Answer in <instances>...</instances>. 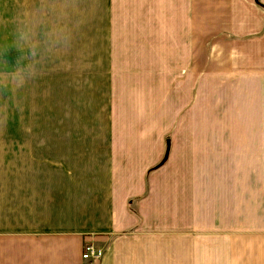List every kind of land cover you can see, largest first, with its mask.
Returning a JSON list of instances; mask_svg holds the SVG:
<instances>
[{"label": "crops", "instance_id": "0c3cea01", "mask_svg": "<svg viewBox=\"0 0 264 264\" xmlns=\"http://www.w3.org/2000/svg\"><path fill=\"white\" fill-rule=\"evenodd\" d=\"M45 76L51 133L0 114V264H264L256 0H0V79Z\"/></svg>", "mask_w": 264, "mask_h": 264}, {"label": "rangeland", "instance_id": "374dc122", "mask_svg": "<svg viewBox=\"0 0 264 264\" xmlns=\"http://www.w3.org/2000/svg\"><path fill=\"white\" fill-rule=\"evenodd\" d=\"M256 4L264 10V3L256 0ZM209 53L211 47L208 48ZM42 73V72H41ZM38 73L37 75H42ZM41 79H0V114L3 118L12 115L14 127L21 120H40L45 122L46 134L52 132L53 120L56 114L55 99L60 81L52 78ZM5 103L9 104L8 112L4 113ZM83 86H77V135L88 137L89 140L98 141L97 136H102L99 120H92L87 113ZM23 126L18 127L21 135ZM21 128V129H20Z\"/></svg>", "mask_w": 264, "mask_h": 264}, {"label": "built area", "instance_id": "2783aa9c", "mask_svg": "<svg viewBox=\"0 0 264 264\" xmlns=\"http://www.w3.org/2000/svg\"><path fill=\"white\" fill-rule=\"evenodd\" d=\"M102 255V249L94 246L92 242H85L83 246V259H98Z\"/></svg>", "mask_w": 264, "mask_h": 264}]
</instances>
